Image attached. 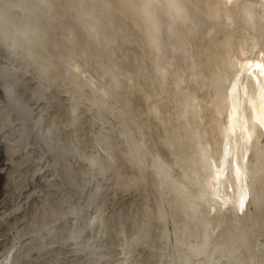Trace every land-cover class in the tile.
<instances>
[{"label": "bare ground", "instance_id": "obj_1", "mask_svg": "<svg viewBox=\"0 0 264 264\" xmlns=\"http://www.w3.org/2000/svg\"><path fill=\"white\" fill-rule=\"evenodd\" d=\"M0 82L66 190L61 240L264 264V0H0Z\"/></svg>", "mask_w": 264, "mask_h": 264}, {"label": "rangeland", "instance_id": "obj_2", "mask_svg": "<svg viewBox=\"0 0 264 264\" xmlns=\"http://www.w3.org/2000/svg\"><path fill=\"white\" fill-rule=\"evenodd\" d=\"M1 85L0 82V180H4L3 182L8 184L4 188L2 186L4 183L2 182V185L0 183L2 187L0 189L3 190L4 188L3 191L0 190V202L2 201L0 203V226L1 223L3 226L0 230H5V232L0 233V236L3 235L0 237V252H2L3 247V252L6 251L7 253L0 254L2 256L0 257V264H8V262L9 264H109L108 255L114 251L109 242L107 243L109 245H103L98 249L96 246L84 241L61 240L65 223L68 222V220L64 222L62 218L66 206L64 204L67 200L66 190L44 152L42 136L39 132L41 129H30L26 121L19 119L18 114L3 99L6 97L2 93L3 88ZM8 169L12 174H6ZM4 178L8 179V182H5ZM10 183L11 186L9 187ZM7 191L9 193L4 195ZM10 199L12 204L11 202L8 203ZM5 204H10L12 208L10 205L6 206ZM38 207L41 211L38 210ZM30 208H33L34 211L32 216L30 215L32 209L27 210ZM25 216H30L29 220H35V223L38 222L39 226L36 227L34 222L28 223L29 221ZM23 219H26L25 222L28 227H24ZM20 220L23 222L22 224ZM15 223L20 224H17L16 227L14 226ZM30 224L35 226L33 229L31 228L32 230L35 229L34 232L31 229L32 233L28 232L30 230L27 229L22 230L23 225V228H30ZM6 230H9L12 234L14 233L15 237L20 231L21 234L23 232L25 235L17 234L20 237L14 239L15 237L11 233H7ZM2 239L4 240L2 241ZM8 241L10 243L12 241L13 245L8 244Z\"/></svg>", "mask_w": 264, "mask_h": 264}]
</instances>
